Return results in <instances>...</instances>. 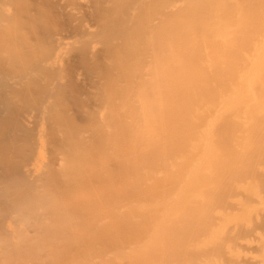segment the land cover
<instances>
[{
  "label": "bare ground",
  "instance_id": "1",
  "mask_svg": "<svg viewBox=\"0 0 264 264\" xmlns=\"http://www.w3.org/2000/svg\"><path fill=\"white\" fill-rule=\"evenodd\" d=\"M163 1L0 0V27H54L57 66L50 69H59L60 85L73 80L89 98L80 116L90 126L74 125L72 142L108 137L107 156L129 171L128 180L115 171L130 191L111 203L112 235L140 237L127 242L122 256L157 251L161 260L176 249L177 232L205 218L207 235L186 247L201 257L173 264H264V190L252 188L264 176V2ZM80 151L75 161L82 167L87 154ZM65 156L54 166L67 176L72 166ZM84 170L89 177L92 170ZM227 184L241 198L226 197ZM215 195L224 200L214 203ZM225 200L233 210L223 209ZM123 222L137 230H122ZM241 228L247 235L238 238Z\"/></svg>",
  "mask_w": 264,
  "mask_h": 264
},
{
  "label": "rangeland",
  "instance_id": "2",
  "mask_svg": "<svg viewBox=\"0 0 264 264\" xmlns=\"http://www.w3.org/2000/svg\"><path fill=\"white\" fill-rule=\"evenodd\" d=\"M174 1L176 0H166V2L164 0L163 4ZM262 2L264 0H258L257 5L260 7ZM257 23L259 20L256 21ZM21 26L0 27V264H158L162 259L166 264H173L201 257V253L193 251V248L186 250V247L190 239L196 241L207 235V223L210 221L206 222L205 218H203L204 222L199 219L191 223L186 230L177 232L176 249L167 256L164 254L161 260L157 251L154 254L150 253L151 255L122 256L121 252L127 247V242L131 239L135 242L140 237L134 235V232L119 238L112 235L116 227L114 228L110 222V207L117 198L116 194L119 196L120 192L127 194L130 191L124 181L129 177L127 166L126 164L118 166L113 157L111 161V157L107 156L112 155V150L107 149V147L111 148L112 144L106 136H102L103 140L106 139L104 140L106 143L98 137L90 141L94 142L92 144L87 140L86 142L75 138L76 142H72L78 129L75 126L84 130L90 126L89 123L83 122L80 116L83 105L85 104V107L88 105L86 103L89 102V98L80 95L82 90L73 80L68 81L69 83L64 82L68 85H60L62 81L58 78L59 69L52 70L54 72L50 69L51 65L57 66L55 64L57 47L51 41L54 27H23V24ZM79 96L82 97L80 98L82 101L84 98L85 103L79 100ZM68 122L72 125L71 123L68 125ZM70 125L75 129L74 131L70 129ZM67 127L69 130L66 129ZM232 128L231 125H227L224 132L229 133ZM83 129L81 131H84ZM64 130L63 133L70 135L69 141H60L58 135H63ZM108 142L109 146L104 149L103 145H108ZM98 145L105 151L96 148ZM73 147L76 148L75 151L78 149L82 151L78 155L87 154L84 156L86 159L84 164L87 167L85 168L84 164L82 167L92 170L91 173L87 170L90 173L89 177L88 174L82 175L85 170L77 161L80 159L75 161L78 156ZM106 151L110 154H106L107 157L101 159ZM260 151L264 152V148ZM124 152L122 153L125 154ZM62 153L70 155L69 158ZM61 155L71 160L72 168L69 172L74 174L73 179L71 173L70 176L69 174L66 176L67 172L64 174L54 166ZM108 157L110 159H105ZM104 159V163L110 164L102 167ZM113 161L116 168L112 164ZM232 164V161L228 163L230 168ZM74 165L81 167L78 171L81 169L84 171L78 172ZM90 165L96 166L93 168L97 169L93 170ZM97 166L101 169L99 170ZM102 168L106 169L105 172L113 168L112 176L110 172L107 174L109 179L105 173H102ZM120 169L122 172L119 171ZM243 169V174L239 176V181H242L239 182L240 186H244L243 178L246 170L245 167ZM116 170L123 173L121 176L125 178L117 175L119 177L116 179V173L119 174L118 171L115 172ZM47 174L53 175L48 179ZM256 178L259 189L257 186L252 188L258 191L264 190V176L258 175ZM76 179L79 181L77 182ZM119 181L120 183H117ZM121 182H125V188ZM227 185L226 197H230V200L240 197L237 190ZM215 196L214 203L224 200L223 197ZM233 208L231 203L226 200L223 202L224 210L231 211ZM213 221L214 219L212 223ZM145 224L149 229L150 222L147 220ZM251 225L261 229L254 222ZM185 226L187 227V224ZM121 229L126 232L137 230L135 225L124 222ZM237 234L238 238H241L245 237L247 232L241 228ZM149 236L151 233L147 232L146 237ZM124 256L126 259L133 258L128 262L129 260H123Z\"/></svg>",
  "mask_w": 264,
  "mask_h": 264
}]
</instances>
